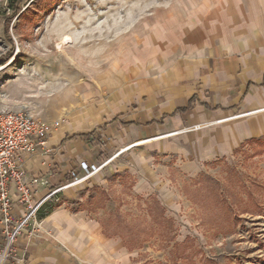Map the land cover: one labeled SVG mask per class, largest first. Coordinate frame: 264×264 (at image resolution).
Here are the masks:
<instances>
[{
	"label": "rangeland",
	"instance_id": "rangeland-1",
	"mask_svg": "<svg viewBox=\"0 0 264 264\" xmlns=\"http://www.w3.org/2000/svg\"><path fill=\"white\" fill-rule=\"evenodd\" d=\"M179 6L39 0L7 23L15 11L0 4V104L94 140L104 157L93 164L113 158L47 206L49 214L63 207L99 223L124 245L116 264H264V138L194 173L171 160L158 168L161 183L149 194L138 186L141 174L129 171L139 145L110 148L95 136L171 46L148 37L163 29L165 10ZM65 37L71 43L58 49Z\"/></svg>",
	"mask_w": 264,
	"mask_h": 264
},
{
	"label": "crops",
	"instance_id": "crops-1",
	"mask_svg": "<svg viewBox=\"0 0 264 264\" xmlns=\"http://www.w3.org/2000/svg\"><path fill=\"white\" fill-rule=\"evenodd\" d=\"M178 8L165 10L163 29L148 37L171 46L95 135L110 148L144 142L134 145L129 171L141 174L138 186L149 194L171 160L194 173L264 138V0H180ZM79 134L58 130L27 159V180L43 177L38 198L65 184L82 161L104 157L103 142L99 149ZM42 219L40 234L19 240L22 264H116L124 252L86 215L61 207Z\"/></svg>",
	"mask_w": 264,
	"mask_h": 264
},
{
	"label": "built area",
	"instance_id": "built-area-1",
	"mask_svg": "<svg viewBox=\"0 0 264 264\" xmlns=\"http://www.w3.org/2000/svg\"><path fill=\"white\" fill-rule=\"evenodd\" d=\"M39 0H0L9 12L25 11ZM256 112V111H255ZM253 112L241 113L228 120L245 118ZM59 122L49 123L22 110H11L0 104V264H22L19 240L36 236L42 231V215H48V203L58 200V194L93 178L113 160L99 164L82 161L69 171L68 181L37 197L43 177L27 180V159L60 128Z\"/></svg>",
	"mask_w": 264,
	"mask_h": 264
},
{
	"label": "bare ground",
	"instance_id": "bare-ground-1",
	"mask_svg": "<svg viewBox=\"0 0 264 264\" xmlns=\"http://www.w3.org/2000/svg\"><path fill=\"white\" fill-rule=\"evenodd\" d=\"M69 43H71V38H69V37H65L64 39H62V41L57 45V48L58 49H63L64 48V46H66L67 44H69ZM17 60V57L15 56V58H14V61H16ZM255 113V112H254ZM154 140V139H153ZM153 140H151V141H153ZM147 142V141H146ZM149 142V141H148ZM144 142H139V143H136L135 144V146H137V145H141V144H143Z\"/></svg>",
	"mask_w": 264,
	"mask_h": 264
},
{
	"label": "trees",
	"instance_id": "trees-1",
	"mask_svg": "<svg viewBox=\"0 0 264 264\" xmlns=\"http://www.w3.org/2000/svg\"><path fill=\"white\" fill-rule=\"evenodd\" d=\"M18 12H20L18 9L17 10H15V12L13 13V15L11 16V17H8L7 19H6V22L7 23H10V21H12L13 20V17L18 13ZM48 210V209H47ZM48 212V211H47ZM46 215H42V218H44Z\"/></svg>",
	"mask_w": 264,
	"mask_h": 264
}]
</instances>
